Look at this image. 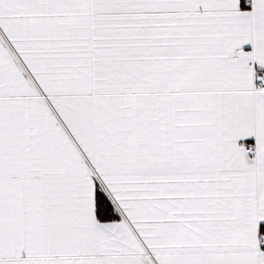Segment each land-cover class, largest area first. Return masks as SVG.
<instances>
[{
  "label": "snow or ice",
  "instance_id": "snow-or-ice-1",
  "mask_svg": "<svg viewBox=\"0 0 264 264\" xmlns=\"http://www.w3.org/2000/svg\"><path fill=\"white\" fill-rule=\"evenodd\" d=\"M0 264H264V0H0Z\"/></svg>",
  "mask_w": 264,
  "mask_h": 264
}]
</instances>
